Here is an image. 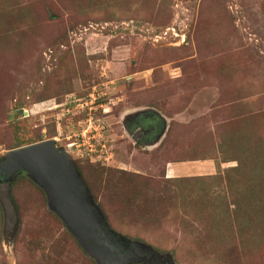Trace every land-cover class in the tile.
<instances>
[{
  "label": "rangeland",
  "instance_id": "rangeland-1",
  "mask_svg": "<svg viewBox=\"0 0 264 264\" xmlns=\"http://www.w3.org/2000/svg\"><path fill=\"white\" fill-rule=\"evenodd\" d=\"M47 139L131 264H264V0H0V160ZM9 198L0 264H97L24 173Z\"/></svg>",
  "mask_w": 264,
  "mask_h": 264
},
{
  "label": "water",
  "instance_id": "water-1",
  "mask_svg": "<svg viewBox=\"0 0 264 264\" xmlns=\"http://www.w3.org/2000/svg\"><path fill=\"white\" fill-rule=\"evenodd\" d=\"M138 114L142 112L137 111L129 116ZM159 135L150 142L151 145L158 141ZM18 173H24L43 190L50 210L97 264L140 262L138 257L142 247L128 244L107 228L90 202L72 161L52 139L19 146L3 153L0 160L3 234L8 236L13 230L15 216L9 188ZM115 242L118 245L113 247ZM127 250L126 254L121 253Z\"/></svg>",
  "mask_w": 264,
  "mask_h": 264
},
{
  "label": "flooded vegetation",
  "instance_id": "flooded-vegetation-1",
  "mask_svg": "<svg viewBox=\"0 0 264 264\" xmlns=\"http://www.w3.org/2000/svg\"><path fill=\"white\" fill-rule=\"evenodd\" d=\"M156 121H154L153 117L148 114H138L135 116H128V119L124 122V127L128 129V131H131V128L128 126L129 123L133 124L134 127H138L139 131L136 132L133 131V137H135V141L144 144L150 143L156 134L160 131V124H153ZM142 127V128H141ZM140 132L139 134H137ZM118 243H114L113 247H116ZM127 251L121 252L123 254H126Z\"/></svg>",
  "mask_w": 264,
  "mask_h": 264
},
{
  "label": "built area",
  "instance_id": "built-area-1",
  "mask_svg": "<svg viewBox=\"0 0 264 264\" xmlns=\"http://www.w3.org/2000/svg\"><path fill=\"white\" fill-rule=\"evenodd\" d=\"M99 106H100V105H99ZM91 138H94V136H92ZM101 141H102V139H100V142H101ZM100 144H101L100 146L102 147V146H103L102 143H100ZM97 146H99V144H98ZM66 147L69 148L68 150H72L76 156H81V155L78 153L77 147L74 146V143H73V142L67 144ZM68 150H67L66 152H68ZM101 154H102V152L98 153L97 158L100 157Z\"/></svg>",
  "mask_w": 264,
  "mask_h": 264
}]
</instances>
